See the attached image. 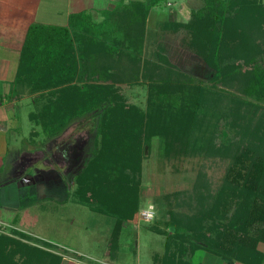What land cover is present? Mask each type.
I'll use <instances>...</instances> for the list:
<instances>
[{
  "label": "trees",
  "instance_id": "16d2710c",
  "mask_svg": "<svg viewBox=\"0 0 264 264\" xmlns=\"http://www.w3.org/2000/svg\"><path fill=\"white\" fill-rule=\"evenodd\" d=\"M203 1L187 21L165 25L189 32L187 45L213 70L204 84L159 49L155 55L166 63L160 72V63L142 58L147 16L160 0H120L98 22L81 11L70 14L67 25L34 22L26 31L8 96L34 95L30 135L46 142L76 120L97 117L92 152L73 175V195L114 218L109 256L122 222L136 220L141 163L157 139L162 157L182 153L191 142L189 149L219 150L228 162L217 189L198 172L190 190L166 195L165 228L150 226L165 235L154 263L197 264L191 258L204 250L228 263L264 264L257 248L264 243V46L258 42L264 0ZM139 82L147 85L144 109L127 104L119 88ZM219 121L237 141L220 140ZM216 137L225 148L213 150ZM13 231L0 233V264H61L51 243L41 240L45 248L38 247Z\"/></svg>",
  "mask_w": 264,
  "mask_h": 264
},
{
  "label": "rangeland",
  "instance_id": "374dc122",
  "mask_svg": "<svg viewBox=\"0 0 264 264\" xmlns=\"http://www.w3.org/2000/svg\"><path fill=\"white\" fill-rule=\"evenodd\" d=\"M45 1L52 4L51 0H44V3ZM199 1L194 5L189 3L188 6H185L186 0H160L157 9L161 13H165L163 15L165 18H162L161 15L156 17L158 14L155 13L153 18L149 19V23L146 20L142 58L160 63L158 68V72H160L165 68L166 63L156 57L155 52L157 49L166 51L172 63L185 73H190L195 79L203 81L202 84H204L213 75V70L187 45V41L189 44V32L187 34L181 29L174 31L171 25L162 24L164 19L170 18L185 22V14H188L189 19L190 11L200 8L198 6L203 1ZM44 5L42 3L41 9ZM54 6L47 5V8L52 12L55 9L63 10L64 8L62 0L55 2ZM44 8L46 7L44 6ZM172 9H174L173 15L170 13ZM56 20L64 19L58 17ZM154 23L155 25H153ZM258 42L264 46V37L258 38ZM119 88L127 104H135L144 109L147 97L145 83L121 84ZM33 97L34 95H31L28 104L24 102L20 106V120L17 127L19 129L11 133L8 138L12 145L17 146L16 148L29 150L27 158L23 156L19 159L17 169L25 166L27 172L42 174V181L48 186V196L54 199H45L38 204L32 198L34 203L28 209H17L14 205L23 204L24 200L17 195L16 191L12 194L13 196L0 198V206L6 207L2 208L0 213V233L15 236L13 229H20L21 232L32 237L21 238L24 242L44 247L40 241H46L51 243L49 250L61 254L62 257V252H73L77 257L85 260L104 258V250L108 251L106 239L111 233L114 218L91 210L88 206L77 202L73 195L75 188L73 175L84 165L92 152L98 119L90 115L76 120L56 138L55 142H46L41 135L36 137L30 135V131L35 125L28 114L34 112L38 105L37 100H34ZM217 128L222 142H225L224 140L228 136L234 138L235 141L238 140L237 135L226 129L223 121L218 122ZM215 140L217 144L215 143L213 150L218 147L225 148L222 143L218 142L219 138L216 137ZM189 145L185 143L181 150L183 152L180 154L162 157L156 139L150 150L151 153H146V157L142 160L139 173L140 186L138 185L139 210L152 206V217L149 220L143 219L138 212L136 220L122 222L117 247L112 249L111 255H107L105 258L113 261L114 264H152L151 254L162 249L165 235L153 232L150 230V226L155 224L165 228L163 221L168 207L166 195H170L169 198L173 199L174 193L190 190L198 172L205 173L212 190L218 188L228 162L227 159L217 153L220 152L219 150L216 152L210 151V149L198 151L189 149ZM65 146H68L69 149L66 154L62 152ZM12 154H15V158L19 155L18 152ZM64 156H68L66 161H64ZM9 166L5 165L2 168L3 172L6 170L5 167L11 168ZM184 209L186 210L187 207ZM16 211L22 215V221L15 225V227H19L18 229L11 224ZM33 238H37L38 241ZM257 248L264 253V243H259ZM191 261L197 264H224L226 260L207 251L197 250ZM234 262L236 261L233 260L232 264Z\"/></svg>",
  "mask_w": 264,
  "mask_h": 264
},
{
  "label": "crops",
  "instance_id": "0c3cea01",
  "mask_svg": "<svg viewBox=\"0 0 264 264\" xmlns=\"http://www.w3.org/2000/svg\"><path fill=\"white\" fill-rule=\"evenodd\" d=\"M57 1L58 0H51L52 4H48L49 2L45 1L44 3V0H0V198L3 199V197L13 196L12 194L16 191L17 195L24 200L22 202L23 204L14 205L17 209H28V207L34 203V200L40 204L42 201H45V199H54L53 197L48 196V186L44 181H42V174L39 172H27V167L25 166L17 169L20 161L19 159L23 156L24 158H27L26 156L28 155L29 150L27 148H24V150L16 148L17 146L15 144L12 145L10 139L8 138L11 133H14L19 129L17 127L18 121L20 120V106L24 102L28 104L31 98L30 95L26 94L13 97L8 96L10 87L16 75L19 56L28 26L34 22L53 25L56 23H59L58 25H67L70 14L81 11L90 13L92 20L98 22L104 18L102 14L103 11L114 8L120 0H62V4L64 6L63 10L55 9L52 12L47 8V5L49 7H55L54 4ZM123 1L128 2L131 0ZM186 2L187 4H185V6H188L189 3H193L194 5V3H198L200 1L193 0L188 2L186 0ZM42 3L45 4L44 6L46 8L43 6L41 9ZM203 3L204 1L198 7H201ZM157 7L158 4L150 8L147 16V23H149V19L153 18L155 13L158 14L156 17H160L161 15L162 18H165V16L163 17L165 13H161ZM173 10L174 9L171 10V14L173 13ZM184 10L188 11L187 9ZM185 15V19L187 21L188 14ZM58 17L64 20H59V22L56 20ZM170 20L178 21L177 19L172 20V18L164 19L162 24L164 25L165 22ZM153 25H155V23ZM163 52L166 55H169L168 52ZM29 116L30 113L28 114V117ZM15 143H17V140H15ZM13 152H18L19 155L15 158V154H12ZM5 165H10L11 168L7 169V167H5L6 170L3 172L2 168H4ZM31 193L33 197L31 196ZM2 208L6 207L0 206V213ZM11 221V224L15 227V225H18L20 221H22V215H20L17 211L14 212ZM15 228L18 229L19 227ZM106 241V247L108 248V237ZM163 250L164 242L162 243V249L160 251H154L151 254L152 264H155L154 256L156 253H162ZM62 253L63 258L61 264H114L113 261L105 258L108 255V251L105 250L103 252L105 257L103 256L104 258L99 260L94 258L91 259L89 257V260H85L77 257L73 254V252ZM226 263L227 261H224V264ZM228 264H230V262ZM233 264L240 263L234 262Z\"/></svg>",
  "mask_w": 264,
  "mask_h": 264
},
{
  "label": "built area",
  "instance_id": "2783aa9c",
  "mask_svg": "<svg viewBox=\"0 0 264 264\" xmlns=\"http://www.w3.org/2000/svg\"><path fill=\"white\" fill-rule=\"evenodd\" d=\"M152 214H153L152 206H149V207H146V208H142V209L139 210V216L141 218H143V219H146V220L151 219Z\"/></svg>",
  "mask_w": 264,
  "mask_h": 264
}]
</instances>
